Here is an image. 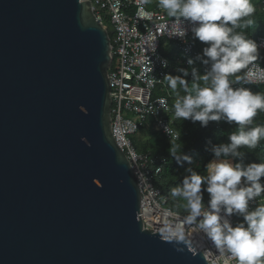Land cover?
<instances>
[{
  "label": "water",
  "instance_id": "water-1",
  "mask_svg": "<svg viewBox=\"0 0 264 264\" xmlns=\"http://www.w3.org/2000/svg\"><path fill=\"white\" fill-rule=\"evenodd\" d=\"M89 0H0V264H207L142 227Z\"/></svg>",
  "mask_w": 264,
  "mask_h": 264
},
{
  "label": "clouds",
  "instance_id": "clouds-1",
  "mask_svg": "<svg viewBox=\"0 0 264 264\" xmlns=\"http://www.w3.org/2000/svg\"><path fill=\"white\" fill-rule=\"evenodd\" d=\"M159 7L167 16L181 21L175 36L187 35V23L193 37L207 45L187 61L197 82L194 94L187 89L188 69L181 68L182 75L164 77L173 90L180 85L187 93L176 99L175 117L199 121L201 127H207L210 121L237 125V130L228 135V143L207 142L206 150L214 155L207 164V175L187 168L189 175L181 186L171 189V196L187 201L185 223L196 224L218 249L227 250L236 264H264V204L252 206L264 195V162L245 163L246 153L240 150L255 149L264 139V124L251 126L258 112H264V94L234 86L246 80V75L231 79L259 55V42L236 31L242 18L252 16L256 9L251 0H159ZM244 24L251 25L252 20ZM197 61L206 66L202 76L195 67ZM201 79L204 86L199 85ZM181 158L191 160L186 154ZM204 192L208 194L206 203ZM233 217L242 219L234 224ZM167 231L184 239L182 229Z\"/></svg>",
  "mask_w": 264,
  "mask_h": 264
},
{
  "label": "built area",
  "instance_id": "built-area-1",
  "mask_svg": "<svg viewBox=\"0 0 264 264\" xmlns=\"http://www.w3.org/2000/svg\"><path fill=\"white\" fill-rule=\"evenodd\" d=\"M89 2L95 19L104 27H112L108 39L115 67L110 69L109 65L107 73L110 88L109 125L116 145L123 152L136 178L142 227L161 236L169 235V228L182 229L184 238L194 250L201 252L207 264H236L227 250L218 249L196 224L185 223L186 215L170 207L173 202L186 201L183 197L163 194L154 186V180L165 164V157L139 152L132 141L138 130L148 122L152 131L165 139H177V132L168 118L170 91L169 82L164 77L176 75L181 64H186L189 58L194 59L199 54L193 44L190 26L185 24L188 31L184 38L175 36L181 21L167 16L156 5V0ZM256 41L260 44L259 49L264 51V37H258ZM166 47L176 51V61L179 63L174 61L172 64L161 53V49ZM245 75L247 79L235 82L234 86L264 85V66L252 62L245 68L242 77ZM260 201L255 200L253 205ZM232 220L235 224V217Z\"/></svg>",
  "mask_w": 264,
  "mask_h": 264
},
{
  "label": "trees",
  "instance_id": "trees-1",
  "mask_svg": "<svg viewBox=\"0 0 264 264\" xmlns=\"http://www.w3.org/2000/svg\"><path fill=\"white\" fill-rule=\"evenodd\" d=\"M251 3L255 7L256 11L250 17L242 18L240 22V27L236 29L237 32L244 34L256 41L258 37H264V0H251ZM156 5H159V0H156ZM251 19V25H245L244 21ZM193 44L198 53H202V49L207 45L200 42L198 39H193ZM161 53L171 62L173 55L176 51L171 47H166L161 49ZM255 63L264 66V51L259 49V55ZM115 67V60L113 59L110 64V69ZM201 76L206 71V66L197 61L195 63ZM188 69L189 75L185 77L188 81L187 89L189 92L194 94V89L197 86V82L193 81L191 76V67L186 64H181L180 69ZM179 69V70H180ZM245 68L241 69L238 73H235L231 79L236 80V77H242ZM182 75L179 71L176 75ZM200 86H204V82L201 79L199 81ZM244 87L250 88L254 93L264 94V85L260 84H248ZM170 91L169 104L170 113L168 118L170 120L172 128L177 132L176 140H167L160 134L152 131L150 122L145 126L141 127L137 134L132 138L133 144L137 151L139 152H150L152 155H160L165 157V164L162 167L161 172L157 175L154 180V186L160 189L163 194L171 193V189L182 185L185 177L189 175L186 169L191 167V169L201 176L207 175V164L213 160L214 155L210 151L206 150L207 142L210 140L212 144L228 143V135L237 130V125L233 122L229 124L225 121H210L207 127H201L200 122H192L191 120H183L175 117L174 104L178 97L186 95L185 89L180 85L173 90L168 85ZM155 93H159L158 90ZM264 124V112H258V115L254 118L253 125ZM141 129L149 134L145 141H141L138 138V134ZM241 151L246 153L245 163L250 162H264V139H262L255 149L241 148ZM174 154L176 157H174ZM182 154H186L191 157V160H183ZM177 159H180L179 162ZM264 181V178H262ZM204 186L202 185V188ZM206 192L203 193V196ZM205 200V199H204ZM256 200H261L254 206L264 204V195L256 198ZM170 207L179 212L180 214L189 215V209L187 207V201H178L177 204L174 202L170 204ZM239 219L235 217V223Z\"/></svg>",
  "mask_w": 264,
  "mask_h": 264
},
{
  "label": "rangeland",
  "instance_id": "rangeland-1",
  "mask_svg": "<svg viewBox=\"0 0 264 264\" xmlns=\"http://www.w3.org/2000/svg\"><path fill=\"white\" fill-rule=\"evenodd\" d=\"M172 64L174 63V61L176 62V63H179V62H177L176 61V54L175 55H173V57H172ZM188 61V60H187ZM186 61V62H187ZM148 136H149V134L145 131V129H141L140 130V132H139V134H138V138L141 140V141H145V139H147L148 138ZM204 201L206 202L207 200H208V194L206 193L205 195H204Z\"/></svg>",
  "mask_w": 264,
  "mask_h": 264
},
{
  "label": "crops",
  "instance_id": "crops-1",
  "mask_svg": "<svg viewBox=\"0 0 264 264\" xmlns=\"http://www.w3.org/2000/svg\"><path fill=\"white\" fill-rule=\"evenodd\" d=\"M214 159V158H213Z\"/></svg>",
  "mask_w": 264,
  "mask_h": 264
}]
</instances>
